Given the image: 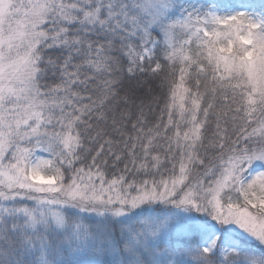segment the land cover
Returning <instances> with one entry per match:
<instances>
[{
  "label": "snow or ice",
  "instance_id": "1",
  "mask_svg": "<svg viewBox=\"0 0 264 264\" xmlns=\"http://www.w3.org/2000/svg\"><path fill=\"white\" fill-rule=\"evenodd\" d=\"M0 264H264V0H0Z\"/></svg>",
  "mask_w": 264,
  "mask_h": 264
}]
</instances>
